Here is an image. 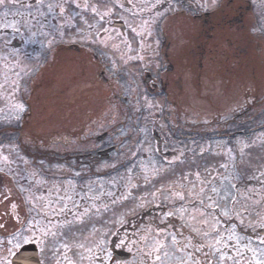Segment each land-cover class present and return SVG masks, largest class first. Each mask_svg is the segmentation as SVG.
<instances>
[{
    "label": "rangeland",
    "instance_id": "374dc122",
    "mask_svg": "<svg viewBox=\"0 0 264 264\" xmlns=\"http://www.w3.org/2000/svg\"><path fill=\"white\" fill-rule=\"evenodd\" d=\"M33 1L17 0L15 4L9 2L6 7L0 8V130L4 129L0 131V168H3L0 172V222L6 225V229H0V261H12L14 255L9 254V249H12L13 245L8 241L12 240L13 233L18 236L23 233L21 247L13 251L17 253L24 245L36 244L40 249L43 264H56L57 261L59 264H161L160 261L155 260L157 254L162 257L163 264H180L187 252L192 251L184 249L185 238H191L194 243L201 241L205 245L214 243L219 237L212 231L213 228H218L219 235L225 237L230 235L234 228L235 236L241 238L239 249L244 254L241 256L237 251L235 239L225 240L224 243L228 247H224V244L219 246L225 255L222 262L219 259L220 253L212 255L213 248L205 246L202 252L194 254L204 264H207L208 260H211L212 264H234L237 259L240 264H250V262L254 264L253 256L258 260H264V244L260 243L261 238L248 237V242L244 245L247 237L242 235L248 233L252 227L261 228L264 220V130H260V134L256 136L259 137L258 143L255 141L256 137L249 141L247 159H249L248 170L251 171L247 178L248 186L246 189H241L240 193H237L240 181L234 176L227 177V173H220L217 171L218 167L212 164L205 166L198 180L185 176L183 179L174 177L164 181L156 176V173L149 174L152 169H162L149 160L139 164V169L146 172L145 176L134 177L130 173H135L138 168L129 171L132 169L130 167L120 175L97 177L98 173H106L123 165L135 154L136 148L141 150V156H148L153 152L151 147L153 140L150 136H144L142 146L134 145L136 136L132 125L134 122H131L134 119L128 118V115L132 116L139 110H145L147 123L152 124L151 127L145 124L147 132L156 128L155 123L164 128L162 120L157 119V116L161 115L166 106L174 103L179 107H185L183 114L180 115L184 122L198 121L202 125V130L206 131L209 123L216 119L212 114V105L224 107L227 104L226 99L211 95L214 88L208 80L202 81L201 92L198 93L195 84L197 82L187 78L183 94L174 88L170 92L169 103L165 98L149 97L143 87V78L140 76L142 71H133L130 62L143 59L144 69L152 70L153 73L158 71L161 38L154 29L157 19L148 16L147 20L137 23L132 31L133 35L139 37V44L128 45L126 42L129 39L124 38L122 32L118 33L120 34L118 40L107 28L92 32L89 29L92 25L78 24L80 12H70L69 5L79 3L84 6L88 0H72V2L43 0V4L36 3L35 8L30 6ZM23 3H26V6L22 7ZM58 3L64 5L63 14L56 7L49 11V4L55 6ZM84 15L88 19L94 17L91 8L87 9ZM125 18L132 26L133 21L128 17ZM177 38L173 40L176 42ZM15 43H25L24 48L16 51L13 48ZM71 46L85 47L91 57L93 53H97L94 49H98V46L110 50L111 55L105 57L115 59L110 63L128 68L127 79L120 84L111 83L110 87L101 83L99 75L95 74L92 81L91 65L87 67L82 60L75 61L74 53L67 54ZM171 46L170 60L176 67V73L183 74L188 61L182 56L180 47L173 49L176 45ZM55 50L58 51L57 54ZM49 54L55 55L56 65L47 75L39 76V83H34L32 90L37 91V98L31 103L32 109H28L22 98L23 95L26 97L28 92L23 94L21 78L32 75L37 62L40 63L41 60L48 58ZM206 74L208 76L209 71H206ZM207 76L204 77L209 78ZM262 86L264 89V82ZM232 98L234 102L239 101L236 95ZM21 104L23 111L16 107ZM114 104L115 110L112 108ZM196 109L200 113H196ZM172 110L173 107L170 111ZM174 112H177V109ZM260 114H262L261 119L257 120V110L250 113L251 127H264V102ZM91 122L88 131L92 133V137L103 132L113 135L119 130L124 131L119 138L115 136L111 139L120 146L119 155L114 156L110 162H96L93 166L90 165L89 169L93 170L94 174L89 173L88 167L86 169L78 167L81 164L79 161L74 160L69 164L67 162L69 156L84 155L86 151L95 149L97 143L94 141L86 144L85 139L73 140V142L70 139V135L81 136L82 128L87 127ZM21 127L22 137L14 135L8 143L4 142L5 128L13 130ZM52 141L56 142L49 143ZM211 146L201 143V153H210L213 150L209 151ZM53 155L57 156V161L53 159ZM4 156L8 157L7 162L3 161ZM71 166H77L79 170L74 171ZM228 169L230 171V166ZM34 181L36 183H33ZM213 187L219 193L218 199L231 196V193L234 195L231 201L235 200L237 194L239 198L246 196L245 210L240 213L235 211L231 218L201 217L199 214L201 206L191 207L192 203L201 198L197 195L201 189L204 190L205 197L216 195L211 192ZM22 189L28 191L22 192ZM33 195L51 201V208L59 209L67 205L66 212L57 213L51 223L44 219L42 215L44 210H41L39 215L35 210L29 213L30 205L26 202V198L31 199ZM181 195L185 197L184 202H181ZM5 196L7 199L4 198ZM59 197L64 199L60 200ZM101 201L113 205L121 203L119 212L110 220L111 224L106 222L108 213L101 212L106 208L103 203L99 205ZM12 203L18 205L16 212L19 213L20 223L13 214ZM175 203L181 205L177 209L171 208ZM207 203L209 201L205 199V204ZM151 208L157 210L154 211L162 221L157 224L147 222L137 225L136 231L129 237L126 233L119 236L117 230L124 229L129 218L137 214L144 217V213ZM169 208L183 213L181 218L184 219L185 224L171 225L168 221L165 222L166 216L172 213ZM47 211L51 216V209ZM245 211L250 212V215L254 214L249 216L247 221L244 218ZM77 216L79 219L76 218ZM193 216L195 219L192 218ZM251 217L253 218L250 219ZM26 219L33 223L39 221L38 226L47 225L53 231H57L59 242L55 246L66 244L67 248H61L59 253L54 252L49 238L48 251H43L44 246L40 243L39 231L32 232L31 224L25 223ZM203 220H207L208 224H203ZM216 220L218 223L215 222ZM233 220L238 224H233ZM69 221L70 224L67 223ZM193 228L200 229V233H194ZM205 231L211 232L212 235L204 236ZM30 235H34L36 240L23 243V240ZM173 235L180 241L179 244H173L171 240ZM116 238L119 240V250L131 253L130 261L116 263L112 256V259H109L110 247ZM15 243L16 241L13 240V244ZM160 245L163 247L160 248L159 253L153 251ZM149 253L151 255H148ZM205 253L208 255L206 256Z\"/></svg>",
    "mask_w": 264,
    "mask_h": 264
},
{
    "label": "flooded vegetation",
    "instance_id": "af4514ba",
    "mask_svg": "<svg viewBox=\"0 0 264 264\" xmlns=\"http://www.w3.org/2000/svg\"><path fill=\"white\" fill-rule=\"evenodd\" d=\"M120 4H123L124 7H119ZM85 5H88V7L81 6L77 8L74 3L69 5L70 8L68 7L70 12H80H78L80 14L78 24L92 25L89 26L92 32L107 28L109 33L115 35L118 40H120V34L118 33L122 32L123 37L129 39L126 42L128 45H131V43L139 44V37L133 35L134 32L132 31L137 23L147 20L148 16L157 19L154 29L161 38V42H159L158 71L153 73L152 70L144 69L145 61L143 59H135L130 62V68L133 71H142L140 76L143 78V87L150 98H165L168 102L170 92L174 88L183 94L184 83L187 78L197 82L195 84L198 93L201 92L202 81L208 80L214 88L211 95H214V97L222 96L227 103L224 107L212 105V114L216 119L209 123L206 131L202 130V125L198 121L184 122L181 119L183 117L180 115L183 114L185 107H179L178 104L174 103L166 106L161 115L157 116V119L162 120L164 128L155 123L156 128L149 129L147 132L145 124L149 127L152 124L147 123L148 119L144 115L145 110H139L132 116L131 114L128 115V118L134 119L131 121L134 122L132 125L136 136L134 145L142 146L144 136H150L153 140L151 145L153 152L148 156H141V150L136 148L135 154L123 165L106 173H98L97 177L120 175L128 171L130 167L132 169L129 171L138 168L134 171L135 173H130L134 177L145 176L146 172L139 169V164L149 160L162 167L161 170H150L149 174L156 173V176L164 179V181H169L174 177L183 179L185 176L186 178L191 176L195 180L199 178L202 170L206 168L205 166L212 164L218 167L217 171L220 173H227V177L234 176L240 181L237 193H240L241 189H246L248 186L247 178L249 171H251L248 170L249 159H247L249 141L258 136L260 130H264L263 126L251 127L249 125L252 123L249 119L252 111L257 110V120L261 119L260 110L263 109L264 102V89L262 86L264 82V0H162V2L161 0H132L130 3L129 0H88ZM23 6H26V3H23ZM30 6L34 8L37 6L35 0ZM89 8L92 12L93 9H98V13L94 14L92 19H88L84 15V12ZM109 10L110 14L101 19V15ZM125 17L133 21L132 26ZM175 37H178L176 42L173 40ZM130 38H133V40L131 41ZM172 44L176 45L173 49L177 46L180 47L182 56L188 61V66L183 74L176 73V67L170 60L169 53L172 51ZM24 45L25 43H15L13 48L18 51L24 48ZM99 47L94 49L97 53H91L93 57L88 54V49L86 50L83 46H71L67 50V54L74 53L75 61L82 60V63L87 67L91 65L90 75L92 81H94L96 74L99 75L101 83L108 87L111 86V83L120 84L124 82L127 79L128 68L125 69L120 67V64L110 63L115 59L105 56L111 55L112 52ZM57 52L55 50V54ZM29 56L27 55V57ZM56 61L55 55L49 54L48 58L41 60L40 63L37 62L32 75L21 78L22 92L23 94L28 92L26 97L24 95L22 97L24 98L23 103L26 104L28 109H32L31 103L34 98H37V91L32 90L34 83H39V76L43 77L52 71ZM87 67L86 71L88 70ZM206 71H209L208 76ZM103 85L100 86L104 87ZM234 95L238 97V102L233 101L232 97ZM172 107L174 110L177 109V112L170 111ZM112 108L115 110L116 105L114 104ZM198 109L195 110L196 113H200ZM91 124L92 122L87 127L82 128L81 136L70 135V139L72 142L73 140L85 139L86 144L94 141L97 143L95 149L86 151L84 155L69 156L68 161L65 160L68 164L75 160L81 163L78 167L84 169L88 167L89 169V166H93L96 162H110L114 156L119 155L120 146L112 142L111 139L115 136L119 138L124 131L119 130L113 135L109 132H103L92 137V133L88 131ZM5 129V143L11 140V136L20 135L19 138L22 137V127L13 130L10 128ZM255 141L258 143L259 137H256ZM53 142L56 141L49 143ZM201 143L212 145L209 151L213 150L210 153H201ZM53 157L57 161V156L53 155ZM229 166L230 171H228ZM78 167L71 166V169L78 171ZM89 171V173L94 174L93 170L89 169ZM197 182L199 183V181ZM232 194V197H225L221 203L226 204L228 209L234 207L237 213L244 211L247 197L239 198L237 194L235 200L231 201L234 196ZM199 200V198L196 199L191 207L200 205ZM238 200L239 203L237 204ZM167 201L168 198L165 200L166 204ZM184 201L185 199L181 202ZM104 202H99V205L103 203L106 206L101 212L108 213L106 222L110 223L112 217L119 212L121 203H118V205L114 203L113 205V203L105 204ZM111 205L113 207L109 208ZM180 205L181 203H175L174 207L171 208L177 209ZM171 208L168 210H171ZM154 210L156 209L151 208L144 213V217L137 214L135 217L129 218L128 224L124 225L126 227L117 230L119 236L126 233L129 237L132 232L136 231L137 225L147 222L157 224L162 221V218ZM251 214L245 211L244 218L246 221L249 220V216L254 215ZM182 215L179 210H173L172 215L166 216L165 222L168 221L171 225H183L185 223L184 219L181 218ZM232 223L238 224L236 220H233ZM262 224H264V220ZM133 226L135 227L133 228ZM263 230L264 227L259 229H253L252 227L248 233L242 234L247 237L244 245L248 242V237L264 239ZM118 241L117 238L112 241L111 256L116 263H126L132 259V255L129 252L119 250ZM28 245L36 246L38 259L40 264H43L38 246L36 244L24 246ZM115 253L128 255V260L118 261L114 256Z\"/></svg>",
    "mask_w": 264,
    "mask_h": 264
},
{
    "label": "snow or ice",
    "instance_id": "6c2138e0",
    "mask_svg": "<svg viewBox=\"0 0 264 264\" xmlns=\"http://www.w3.org/2000/svg\"><path fill=\"white\" fill-rule=\"evenodd\" d=\"M9 2L15 4L17 2V0H0V8L6 7ZM65 2H67V0H65ZM130 2H131V0H129V3ZM161 2H162V0H161ZM35 3L42 5L43 0H35ZM81 6L82 5L79 3L75 4V7H77V8H80ZM114 6H116V5H114ZM118 6L124 7L123 4H120ZM53 7L58 8L61 14H63V12L65 11L63 3H58L55 6L52 4H49L48 5L49 11H51L53 9ZM84 7L87 8L88 5H84ZM93 12H94V14H97L98 9H93ZM109 14H110V10L108 12L103 13L101 15V19H103L104 16H107ZM5 15H7V13H5ZM13 27H14V25H13ZM16 107L18 108V110L23 111V105L22 104L16 105ZM3 161L7 162L8 157L4 156ZM2 171H3V168H0V172H2ZM33 183H36V182L34 181ZM232 187H236V186L232 185ZM21 191L24 192V191H28V190L22 189ZM211 192L215 193L216 195H207L205 197L203 189H201L200 193H197V195H199L201 197L200 200L198 201V203L201 206L199 209L200 216L201 217H206V216L220 217V216H223L225 218H231L233 213L235 212V208L233 207V209H228L226 204L221 203V200H223L225 198L224 197H220V199L217 198L219 196V193L217 192V189L215 187L211 188ZM4 198L7 199L6 196ZM59 199L63 200L64 197H59ZM68 199H71V197H68ZM180 199L183 200V199H185V197L183 195H181ZM205 199L207 201H209V203L205 204ZM33 201H36V203H34ZM26 202L30 205L29 213H31V211L35 210V211H37V213L39 215V214H41V210H44L42 212V215H43L45 220H48L49 223L52 222V219H54V217L57 213H65L66 209H67V205H64L63 207H61L59 209L51 208V201H45L43 197H36L34 195L32 196L31 199L26 198ZM17 207H18L17 204H15V203L11 204L13 214L16 215L17 222L20 223L21 221L19 219V213L16 212ZM47 209H51V216L49 215V212L47 211ZM85 214H87V210H85ZM181 214H183V213H181ZM169 215H172V213H169ZM76 218L79 219L78 216ZM192 218L195 219V216H193ZM215 222L218 223V220H216ZM25 223L31 224V231L32 232L39 231L40 243L44 246L42 249L43 251H45V252L48 251L49 238H51L52 250L54 252L59 253L61 248H67L66 244H61L60 247L55 246L59 242L57 231H53L52 228L48 227L47 225L38 226L39 221H36L35 223H33L31 220H27V219L25 220ZM67 223L70 224L71 222L69 221ZM202 223L207 225L208 221L203 220ZM261 227H264V224H262ZM0 229H6V225L3 222H0ZM212 231L215 232L219 238H216L214 243H211L208 245H205L201 241H197L194 243L191 238H185L186 243L184 244V249H191L192 251L187 252L186 257L180 261V264H204V262L197 259L194 254L202 252L205 246L214 249V252L212 253V255H215L216 253H220L221 255H220L219 259L222 262L225 259V255L223 254V250L219 246L221 244H224V247H228V245L224 243L225 240L233 241L235 239V242L237 245V251L239 252V254L241 256L244 254L239 249V240L241 238L239 236H235V229L234 228L232 229L231 234L228 235L227 237L220 236L218 228H213ZM193 232L196 234H199L200 229L193 228ZM22 235H23V233H21L20 236H18L16 233L12 234V240L8 241V243L10 245H13L12 249H9L10 255H16L17 254L16 252L13 251V249H19L21 247V236ZM181 235H183V234L181 233ZM203 235L204 236H210V235H212V233L205 231V232H203ZM13 240L16 241L15 244H13ZM34 240H36V237L34 235H30L29 237H27L23 240V243H29V242H32ZM171 240H172L174 245H177L180 243V241L177 240V237L175 235H173L171 237ZM260 243L264 244V239H261ZM162 247H163V245H160V247L154 248L153 251L159 253L160 248H162ZM249 250L254 251L253 249H249ZM148 255H151V253H149ZM205 255L207 256L208 253H205ZM165 256H167L166 252H165ZM109 259L110 260L112 259L110 253H109ZM155 260L160 261L161 264H163L162 257L159 254L156 255ZM252 261H254V264H264V260H258V259H256L255 256L252 257ZM0 264H11V262L5 260V261H0ZM21 264H30V262L27 258H24L21 260ZM56 264H59V261H57ZM207 264H212V261L208 260ZM234 264H240V261L237 259L234 261ZM250 264H251V262H250Z\"/></svg>",
    "mask_w": 264,
    "mask_h": 264
},
{
    "label": "water",
    "instance_id": "95a60500",
    "mask_svg": "<svg viewBox=\"0 0 264 264\" xmlns=\"http://www.w3.org/2000/svg\"><path fill=\"white\" fill-rule=\"evenodd\" d=\"M264 234V230L262 232ZM115 258L120 261L124 262L128 260V255L124 253H115ZM27 258L30 262V264H40V261L38 259V251L36 249V246L34 245H28L24 246L12 259V264H21V260Z\"/></svg>",
    "mask_w": 264,
    "mask_h": 264
},
{
    "label": "trees",
    "instance_id": "16d2710c",
    "mask_svg": "<svg viewBox=\"0 0 264 264\" xmlns=\"http://www.w3.org/2000/svg\"><path fill=\"white\" fill-rule=\"evenodd\" d=\"M2 130H4V129H1L0 131H2ZM4 132V131H3Z\"/></svg>",
    "mask_w": 264,
    "mask_h": 264
}]
</instances>
